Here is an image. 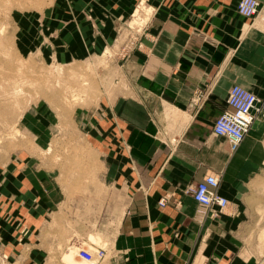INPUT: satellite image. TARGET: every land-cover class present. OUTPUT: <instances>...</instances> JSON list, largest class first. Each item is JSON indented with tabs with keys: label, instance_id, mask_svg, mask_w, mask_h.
Masks as SVG:
<instances>
[{
	"label": "crops",
	"instance_id": "obj_1",
	"mask_svg": "<svg viewBox=\"0 0 264 264\" xmlns=\"http://www.w3.org/2000/svg\"><path fill=\"white\" fill-rule=\"evenodd\" d=\"M60 1V41L72 61L112 46L138 0ZM238 1L145 0L154 13L116 56L113 81L94 106L103 112L86 122L100 139L89 190L65 193L59 171L31 155L0 163V264H44L31 263L32 253L84 241L104 248V264H258L264 117L232 153L212 133L232 84L264 97V0L251 18L236 11ZM197 88L207 98L191 105ZM212 172L228 205L199 221L185 190Z\"/></svg>",
	"mask_w": 264,
	"mask_h": 264
},
{
	"label": "rangeland",
	"instance_id": "obj_2",
	"mask_svg": "<svg viewBox=\"0 0 264 264\" xmlns=\"http://www.w3.org/2000/svg\"><path fill=\"white\" fill-rule=\"evenodd\" d=\"M143 3L147 5L137 1L132 15L138 7L143 15ZM61 5L60 0H0V163L14 153L22 158L31 155L38 164L59 171L65 193L84 195L89 190L86 184L97 179L100 165L94 149L100 139L85 131L86 122L103 112L94 106L113 81L116 56L133 44L154 12L150 7L138 26L129 25L132 15L120 23L116 41L103 53L69 61L68 45L60 41ZM88 240L99 243L92 234ZM89 245L84 241L82 246L94 248ZM61 248L40 249L30 256L31 263L95 264L78 256L79 247ZM23 253L29 260L28 251ZM258 256V264H264V251ZM0 263L6 262L0 257Z\"/></svg>",
	"mask_w": 264,
	"mask_h": 264
},
{
	"label": "built area",
	"instance_id": "obj_3",
	"mask_svg": "<svg viewBox=\"0 0 264 264\" xmlns=\"http://www.w3.org/2000/svg\"><path fill=\"white\" fill-rule=\"evenodd\" d=\"M260 9V0H239L236 11L243 17L251 18L257 15ZM137 30V29H136ZM207 98V91L195 89L191 97V105H196ZM227 107L214 119L212 133L215 136L225 137L230 152L237 150L239 144L249 133L254 120L264 116V97L257 96L238 84H232L226 96ZM219 175L206 173L202 180L189 186L188 193L197 204L199 221L205 217L216 218L227 207L228 199L219 194ZM167 196L159 199L158 204L164 206ZM80 258L98 264L106 256L103 247L88 249L80 246L77 250Z\"/></svg>",
	"mask_w": 264,
	"mask_h": 264
},
{
	"label": "bare ground",
	"instance_id": "obj_4",
	"mask_svg": "<svg viewBox=\"0 0 264 264\" xmlns=\"http://www.w3.org/2000/svg\"><path fill=\"white\" fill-rule=\"evenodd\" d=\"M141 6V11L143 10V15H140L141 13H139V9H140V7H138V8H136V10H135V12H134V14L132 15V17H133V19L132 20H130V22H129V25L130 26H132V27H134V26H138V25H135V24H137L138 22H142L144 19H145V16L148 14V12L150 11V9L149 8H147L146 6H144L143 4H141L140 5ZM139 20V21H138ZM144 22V21H143ZM142 22V23H143ZM141 23V24H142ZM140 24V25H141ZM107 49V48H106ZM105 53H107L106 51H105ZM104 53V54H105ZM73 99H75V98H73ZM259 117V116H258ZM262 117H264V116H262ZM232 153V152H231Z\"/></svg>",
	"mask_w": 264,
	"mask_h": 264
}]
</instances>
